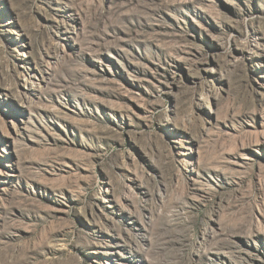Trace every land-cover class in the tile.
Returning a JSON list of instances; mask_svg holds the SVG:
<instances>
[{"label":"rangeland","instance_id":"374dc122","mask_svg":"<svg viewBox=\"0 0 264 264\" xmlns=\"http://www.w3.org/2000/svg\"><path fill=\"white\" fill-rule=\"evenodd\" d=\"M0 264H264V0H0Z\"/></svg>","mask_w":264,"mask_h":264}]
</instances>
